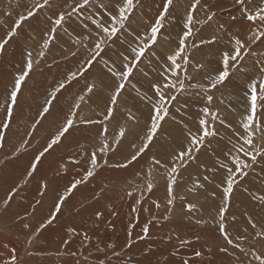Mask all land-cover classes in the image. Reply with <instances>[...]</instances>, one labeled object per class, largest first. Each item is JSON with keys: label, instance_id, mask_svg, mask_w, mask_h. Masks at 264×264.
<instances>
[{"label": "rangeland", "instance_id": "rangeland-1", "mask_svg": "<svg viewBox=\"0 0 264 264\" xmlns=\"http://www.w3.org/2000/svg\"><path fill=\"white\" fill-rule=\"evenodd\" d=\"M123 2L0 0V43L8 41L0 50V264H11L13 256L15 264H161L159 251L182 247L194 253H180L177 264H264V102L259 99L264 37L251 38L264 26L247 18L264 0H173L155 44L149 43L150 28L166 0H134L124 27L107 36L100 25L110 29L111 16ZM189 14L193 20L185 38ZM235 38L244 45L241 55L230 60V76L212 88L210 77L222 70L224 52L234 54ZM181 39V67L171 70L166 58L179 50ZM142 44L149 47L137 62L132 49ZM29 54L33 68L12 105L10 92L26 70ZM129 61L133 72L127 80L109 71L123 72ZM169 82L176 87L168 88ZM252 82L258 100L250 130L257 159H246L245 175L237 176L233 191L225 195L227 169L221 164L232 167L233 156L244 158L240 146L252 147L241 139L249 131L243 124L251 114ZM118 83L125 87L117 95ZM60 84L64 87L43 114ZM156 84L168 98V115L149 148L129 163L146 139L158 102ZM67 118L74 126L29 177L34 157ZM200 119L208 121L215 135L195 146L191 161H174L188 144L189 130L199 132ZM102 146H107L103 153ZM92 153L98 163L94 175L85 179ZM173 167L179 169L175 174ZM123 169L127 172L116 176ZM77 180L83 182L61 203ZM106 191L112 194L106 196ZM106 214L117 223L110 217L103 221Z\"/></svg>", "mask_w": 264, "mask_h": 264}, {"label": "snow or ice", "instance_id": "snow-or-ice-1", "mask_svg": "<svg viewBox=\"0 0 264 264\" xmlns=\"http://www.w3.org/2000/svg\"><path fill=\"white\" fill-rule=\"evenodd\" d=\"M85 4L88 3V0H84ZM45 3H47V0H45ZM173 0H166L163 8V12L160 14L158 19L155 22L154 26H151L150 28V37H149V43L150 44H155L157 41V33L159 29L162 27V22L165 20L166 16L165 14L168 12L169 7L172 5ZM40 7H43V5H40ZM194 7V6H193ZM134 8V0H124L123 6H118V12L117 15H112L111 16V23L112 27L109 29L108 27H102L103 32L107 36H114L116 33L124 27L125 21L127 20V14L131 12V10ZM264 9H261L257 11L254 15H249L247 18L249 21H259L262 26H264ZM33 13L31 11L28 12V16L31 17ZM24 17H21V20H23ZM63 20V16L61 15L60 18L55 20L56 25H60ZM193 20V16L191 14L188 15L187 17V23H188V31L184 32V37L186 38L190 32H191V23ZM117 25L119 27H117ZM16 27H19V23H17ZM14 34V33H13ZM257 37H264V30L257 29L255 30L252 39L257 38ZM8 41L5 40L3 43H0V50L4 48V45ZM103 41L100 42L102 44ZM100 44L96 45V48L99 50L100 49ZM235 44L236 48L234 50V54L230 56L228 52L223 53L222 57V70L219 71L217 75L214 77H210L212 83L211 87L215 88L218 84L223 83L229 76H230V60L232 62H235L236 59L241 55V48L244 47L243 43L239 38H235ZM179 50L175 52V54L170 55L167 57L168 60L172 62L171 65V70H176L180 69L181 65L177 63L178 57L181 56V53L184 51L185 47V41L184 39H181L179 41ZM49 46V42L45 41L44 42V47L47 48ZM149 47V44H142L138 49L133 48L132 53L133 55V60L139 62L140 57L143 56L145 49ZM127 57H125V60L127 61ZM87 63V62H86ZM130 61L126 64L123 65L124 71L123 72H115L112 69H109L110 72L116 77L119 78L120 81L127 80V78L132 74L133 68L129 66ZM184 63L187 64V60H184ZM33 68V62L31 59V54H29V58L26 62V70L23 71L14 81V87L13 90L10 92V103L12 105L16 104L17 101V96L18 93L21 89V84L24 82L29 75L30 71ZM73 78H75L76 73L71 74ZM177 80H179V75L177 74ZM166 86L168 88H175L176 85L172 83H167ZM64 87L63 84H60L59 87L55 90L54 93L51 94V98L46 102V105L43 106L42 112L43 114H47L50 111L51 104L55 98V93L59 92L60 89ZM125 85L124 83H118L117 88H116V93L117 95L119 92L124 89ZM180 87L183 88V82H180ZM249 87L251 88V94H250V100H251V114L247 116V122L243 124V128L246 130H249L247 132V135L245 137H241L245 141V143L250 147L249 149L245 150L244 146L241 145L240 148L238 149L239 153H243L244 158L242 159L240 155H236L232 157V167H228L227 165L221 164L222 168L227 169V175L225 178L224 183L226 184V187L223 189V193L225 195L230 194L233 191V185L235 183L236 177L237 176H242L245 175V172L243 171L245 168L249 167V164L246 162V159L248 157H251V161H255L257 159V156L255 152L253 151L254 145H253V132L250 130V126L253 124L254 116L256 113L257 109V83L252 82ZM155 93L158 94V102L153 106V115L150 117V127L146 131V139L145 141L141 144V146L137 147L135 149V152L131 155L129 163L136 161L138 159V156L140 154H143L151 145L155 134L157 133V129L160 126V122L165 119V117L168 115V108L166 107L167 100L165 93L161 90V85L156 84L154 85ZM259 89L261 92V96L259 99L264 102V82L259 84ZM89 91H92V89H89ZM170 99L175 100V97H171ZM209 103H211L213 97L209 95L207 97ZM115 101H113L114 103ZM203 113L205 115L209 114L210 109L205 107L203 108ZM12 114V109L8 108L7 109V115L10 117ZM74 115V114H73ZM199 125L201 126L200 130L198 133H192L190 130L188 132V144L184 147V149L179 150L175 153L173 156L174 161H179L181 164L185 160L191 161L194 159L192 156L193 151L198 150L195 148L197 145H201L204 141V139L208 136L215 135V131H210L208 128V121L205 119H200L199 120ZM5 128L8 127L7 124L3 125ZM74 126V120L72 118H67L65 125L60 128L57 133L54 134L52 138H50V143L46 145V147L41 151L37 156L34 157V162L30 165V171L27 173L29 177L33 175V173L36 171L38 164L40 163L41 159L44 157L45 153H47L49 150H51L55 145L58 144V142L61 141L62 137L69 131L70 128ZM106 131V129H104ZM125 133L123 129L120 132V135L123 136ZM0 139H3V137H0ZM107 146H102L100 151L103 153L106 151ZM264 155V152L261 153ZM97 153H92L90 156V169L86 171L85 174V179L87 177H91L94 175V169L97 166ZM155 163L159 164V161H155ZM126 166V165H125ZM178 167H173L171 169L172 173H177L178 172ZM83 181L82 180H77L73 182L69 190L65 192V195L60 198V202L63 203V200L68 197V194L71 190H74L79 184H81ZM172 183H175V180H172ZM46 187V184L44 185ZM149 189H151V185H149ZM171 185H169V191H171ZM169 204L172 203V200L170 199ZM189 209H191L193 206L188 205ZM56 211H59V208L56 209ZM221 211H224V209H221ZM221 231H224V226L221 224L220 225ZM145 235H147L148 228L147 226L144 227L143 229ZM232 241L229 240L228 243H231ZM196 255L199 256L200 253L196 252ZM15 256L11 258V264H15Z\"/></svg>", "mask_w": 264, "mask_h": 264}, {"label": "bare ground", "instance_id": "bare-ground-1", "mask_svg": "<svg viewBox=\"0 0 264 264\" xmlns=\"http://www.w3.org/2000/svg\"><path fill=\"white\" fill-rule=\"evenodd\" d=\"M264 3V2H263ZM257 5V4H256ZM261 6H264V5H262L261 4ZM256 9V8H255ZM258 9H260V8H257L255 11H254V13L253 14H255L257 11H258ZM52 8L50 9V12H52ZM254 10V9H253ZM259 26V25H258ZM242 28V27H241ZM241 32L240 30H237V33H239V32ZM246 31H248L249 32V30H246ZM243 32H244V30H243ZM242 32V33H243ZM241 33H239V35H238V37H242L243 36V34H241ZM244 37V36H243ZM242 37V38H243ZM17 43V45H16V47L11 51V53H10V55L12 56V57H14V54H15V51L17 50V47H18V42H16ZM173 55V54H172ZM167 59V58H166ZM168 60V59H167ZM169 62H171L170 60H168ZM41 74V73H40ZM1 91V90H0ZM3 92L1 91V94H2ZM3 95H1V97H2ZM18 146H20V145H18ZM26 148V147H25ZM22 149V148H21ZM13 150V149H12ZM26 151V150H25ZM30 153V152H29ZM22 158V157H21ZM24 163V162H23ZM74 164V167H77V162H74L73 163ZM9 168V167H8ZM10 169V168H9ZM10 171H12V170H10ZM124 172H127V169H123L122 171H120L116 176H118V175H121L122 173H124ZM69 180V177L65 180V183L67 182ZM84 191V189H82L80 192L82 193ZM109 194H112L110 191H106V196H109ZM118 194V193H117ZM82 195V194H81ZM120 196V195H119ZM113 197V196H112ZM132 201V200H131ZM129 203H130V201H129ZM134 204V203H133ZM128 206V204L125 206V207H127ZM130 207V206H129ZM116 210H118V208L116 209ZM115 210V211H116ZM117 212V211H116ZM119 213H124V214H126L127 212L126 211H124V210H121ZM117 215V214H116ZM125 216V215H124ZM106 219H104L103 221H106L109 217L111 218L112 217V214L111 215H109V214H106ZM127 218V217H126ZM116 220V219H115ZM113 218H111V223L113 224V223H117L116 221H115ZM116 227V226H115ZM185 248H188V247H185ZM169 249V248H168ZM167 249H165V248H163L161 251H159L160 253V255H159V257H158V260H159V262L161 263V264H177V260H178V258L180 257V253H182L184 256H185V252L187 251V256L189 257V256H191V254H192V256H193V253H194V251L192 250V249H184L183 247L182 248H173L172 250L170 249L169 251L170 252H167L166 251ZM182 251V252H181ZM184 252V253H183ZM155 255H156V253H155ZM182 255V256H183ZM183 256V257H184ZM187 256H185V257H187ZM191 260V259H190ZM179 261V260H178ZM189 261V260H188ZM158 262V263H159Z\"/></svg>", "mask_w": 264, "mask_h": 264}, {"label": "crops", "instance_id": "crops-1", "mask_svg": "<svg viewBox=\"0 0 264 264\" xmlns=\"http://www.w3.org/2000/svg\"><path fill=\"white\" fill-rule=\"evenodd\" d=\"M256 6L257 7H255V8H260V9L263 8L260 3H258ZM3 69H5V68H3Z\"/></svg>", "mask_w": 264, "mask_h": 264}]
</instances>
